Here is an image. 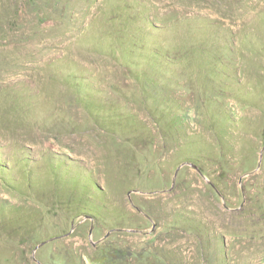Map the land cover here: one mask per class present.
<instances>
[{"label": "rangeland", "instance_id": "obj_1", "mask_svg": "<svg viewBox=\"0 0 264 264\" xmlns=\"http://www.w3.org/2000/svg\"><path fill=\"white\" fill-rule=\"evenodd\" d=\"M9 2L0 264H264V0Z\"/></svg>", "mask_w": 264, "mask_h": 264}, {"label": "trees", "instance_id": "obj_2", "mask_svg": "<svg viewBox=\"0 0 264 264\" xmlns=\"http://www.w3.org/2000/svg\"><path fill=\"white\" fill-rule=\"evenodd\" d=\"M9 5L10 7L7 16H5L2 21V29L5 30L10 29L12 27V23L14 22L10 16L12 15V12L17 14V12H26V8L28 7L34 8V16L30 20V22L35 27L37 26V28H39L38 25L46 21L48 18L49 20L56 19L57 17L58 19L64 18L68 14L70 9L68 0H16L15 2H12L10 0ZM120 27V25H117L114 30V34L116 35L117 40V43H115V47L122 49L125 30H121Z\"/></svg>", "mask_w": 264, "mask_h": 264}, {"label": "water", "instance_id": "obj_3", "mask_svg": "<svg viewBox=\"0 0 264 264\" xmlns=\"http://www.w3.org/2000/svg\"><path fill=\"white\" fill-rule=\"evenodd\" d=\"M42 244V243H41Z\"/></svg>", "mask_w": 264, "mask_h": 264}]
</instances>
